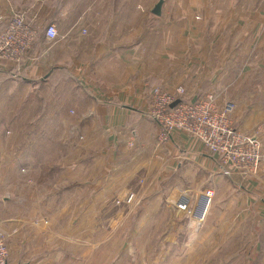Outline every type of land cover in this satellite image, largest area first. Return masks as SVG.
I'll return each mask as SVG.
<instances>
[{
  "label": "crops",
  "instance_id": "1",
  "mask_svg": "<svg viewBox=\"0 0 264 264\" xmlns=\"http://www.w3.org/2000/svg\"><path fill=\"white\" fill-rule=\"evenodd\" d=\"M157 1L0 0V30L17 14L37 33L53 24L59 35L47 42L41 33L18 67L0 66V75L14 73L0 83L10 88L3 100L11 125L23 118L24 127L32 126L26 155L44 146L40 156H25L24 178L30 191L71 196L72 206L82 198L85 206H106L129 191L138 172L148 177L161 160L188 161L209 173L229 200L218 202L194 252L180 248L171 255L174 264H264V198L255 205L264 184L213 175L215 162L184 135L173 137L165 155L145 116L154 86H182L186 102L213 93L218 104L232 100L235 125L264 143V0H163L161 16L149 19ZM54 82L58 101L71 89L67 107L46 101L43 92ZM24 97H35L39 107L22 113ZM49 129L57 133L51 146L42 139ZM53 143L67 148L66 158L50 160ZM260 168L262 179L264 163ZM236 186L246 189L248 206L238 204ZM159 200L154 193L150 206ZM8 224L0 223V232L9 234Z\"/></svg>",
  "mask_w": 264,
  "mask_h": 264
},
{
  "label": "rangeland",
  "instance_id": "2",
  "mask_svg": "<svg viewBox=\"0 0 264 264\" xmlns=\"http://www.w3.org/2000/svg\"><path fill=\"white\" fill-rule=\"evenodd\" d=\"M148 18L153 19L154 17L148 15ZM2 80L0 78V83L9 79L6 77ZM6 87L2 88L0 84V109L6 110L0 111V223L4 221L9 223V227L5 228L7 233H10L1 232L6 239L8 264H174L175 261L171 255L180 248L187 252L193 251L198 239L193 244H186L179 240L181 228L187 223L188 217L187 214L175 212L176 210L168 205L170 189L172 187L183 189L193 200L198 193L213 190L214 195L208 206L203 225L208 218L216 217L218 202L229 200L227 192L222 194V189L219 190V183H216V180L213 181L209 173L182 160L173 161V163L161 160L148 177H144L142 171L138 172L129 187L128 192H133L135 196L129 205L124 204V195L115 196L111 200L112 204L106 206H85L83 198L81 206H72L71 196L63 197L55 193L42 194L40 192L44 190L41 189L30 191L32 186L28 179L24 178L26 157L40 156L44 146L42 150L39 146L31 155H26L30 151V146L25 136L30 133L32 126L24 127L19 111L16 115L22 120L16 125H11L10 111L6 107L8 100H3L10 89ZM54 91L55 82L52 88L49 87L46 92H43L48 98L46 101L53 105L58 104L59 109L71 103V89H64V94L61 93L64 97L59 101ZM39 103L40 101L35 97L32 99L24 97L18 108L22 109L23 113L28 105L37 108ZM223 104L231 107L229 119L233 126L240 130L233 119V101H221L218 105ZM44 137L51 146L57 133L49 129L42 136L45 140ZM54 143L52 148L49 147L50 160L66 158L68 152L62 149L67 148L55 146ZM260 144L261 165H263L264 143ZM160 147L167 155L165 148L170 147L169 144L160 145ZM169 156L171 155L167 157ZM20 158L21 161L19 160L18 163ZM176 162L180 163L179 170H175L178 164ZM169 166L171 171H169ZM67 167L64 169L67 170ZM250 179L264 184V178ZM236 191L239 194L236 198L238 204L248 206L247 197L244 194L246 189L238 190L237 188ZM258 192L260 195L255 197L256 206L261 205L259 198L263 200L264 188H259ZM154 193L160 195V200L157 205L150 206ZM186 201L187 198H181L179 203L184 204ZM194 203L195 200L189 204V209L193 208ZM204 204L202 201L199 202L196 211L197 219H199L198 214ZM169 208L172 209L171 214L168 211ZM197 219L190 225V230L199 234L201 221ZM171 223L175 224L171 225ZM178 230L179 235L174 242V236ZM170 238H173L172 242Z\"/></svg>",
  "mask_w": 264,
  "mask_h": 264
},
{
  "label": "built area",
  "instance_id": "3",
  "mask_svg": "<svg viewBox=\"0 0 264 264\" xmlns=\"http://www.w3.org/2000/svg\"><path fill=\"white\" fill-rule=\"evenodd\" d=\"M84 35L85 31L81 30ZM37 35L36 28L27 24L22 16L13 15L0 30V63L9 66L20 64L30 51ZM44 36L47 42H55L59 35L56 27L49 24L45 28ZM186 89L182 86L173 91H167L154 86L149 92V106L145 116L155 124V140L158 146L168 144L174 136L184 135L215 162L216 170L213 175L239 178H257L261 176V144L251 134L236 129L229 119L231 107L228 104L219 106L213 93L203 94L194 101H185ZM70 114H73L70 111ZM263 182V181H262ZM213 190H205L195 196L194 201L187 191L172 187L168 194V205L177 213L187 214V223L181 229L180 241L193 244L201 232L202 225L213 198ZM133 192H127L123 197L125 205L132 203ZM187 201L179 203V200ZM203 205L197 219L196 211L199 202ZM201 221L200 232L196 234L190 230L195 220ZM0 264H8V250L6 239L0 232Z\"/></svg>",
  "mask_w": 264,
  "mask_h": 264
},
{
  "label": "trees",
  "instance_id": "4",
  "mask_svg": "<svg viewBox=\"0 0 264 264\" xmlns=\"http://www.w3.org/2000/svg\"><path fill=\"white\" fill-rule=\"evenodd\" d=\"M44 32H45V29H44V31H42V32H41V30L39 29V30H38V33H37V35H36V37H35V39H34V41H33V43H34L37 39L41 38V37H42V34H41V33H44ZM38 37H39V38H38ZM33 43H32V44H33ZM24 57H25V56H24ZM23 59H24V58H23ZM22 61H23V60H22ZM1 65H2L3 67H5V68H7V66H9L8 64H6V63H4V62H1V63H0V66H1ZM18 65H19V64L11 66V67H12V70H13L14 68L18 67ZM12 70H10V71H9L8 73H6V74L3 73L2 75H0L1 80H2V78H6V77L9 78L10 76L13 77V76H14V75H13L14 73H13Z\"/></svg>",
  "mask_w": 264,
  "mask_h": 264
},
{
  "label": "water",
  "instance_id": "5",
  "mask_svg": "<svg viewBox=\"0 0 264 264\" xmlns=\"http://www.w3.org/2000/svg\"><path fill=\"white\" fill-rule=\"evenodd\" d=\"M163 0H158L157 3L151 8L150 14L154 17H160L162 12ZM169 213H172V209H168ZM19 264V263H18Z\"/></svg>",
  "mask_w": 264,
  "mask_h": 264
}]
</instances>
